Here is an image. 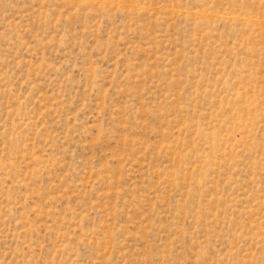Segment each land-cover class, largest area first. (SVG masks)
I'll list each match as a JSON object with an SVG mask.
<instances>
[{
  "label": "rangeland",
  "instance_id": "1",
  "mask_svg": "<svg viewBox=\"0 0 264 264\" xmlns=\"http://www.w3.org/2000/svg\"><path fill=\"white\" fill-rule=\"evenodd\" d=\"M0 264H264V0H0Z\"/></svg>",
  "mask_w": 264,
  "mask_h": 264
}]
</instances>
